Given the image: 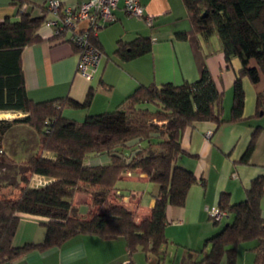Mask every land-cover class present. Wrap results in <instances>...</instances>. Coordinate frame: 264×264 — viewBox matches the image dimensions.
<instances>
[{
	"label": "trees",
	"instance_id": "obj_1",
	"mask_svg": "<svg viewBox=\"0 0 264 264\" xmlns=\"http://www.w3.org/2000/svg\"><path fill=\"white\" fill-rule=\"evenodd\" d=\"M182 1L194 32L205 40L213 36L218 39L225 66H231L233 60L239 62L229 121H240L245 104L243 79L255 84L264 74V0ZM13 3L19 7V19L5 18L0 22V112L20 113L22 117L0 119V143L11 127L26 125L37 135L42 152L52 158L33 156L20 163L19 180L23 187L15 198H0V264L32 251L59 248L79 235L123 239L129 259L141 251L146 258L154 256L157 264H163L167 207H183L190 187L198 182L191 171L176 165L183 154V133L198 122L224 123L223 94L205 67L194 82L141 85L113 111L87 115L81 123L69 119L63 115V109H87L92 93L82 103L68 97L41 102L28 97L21 54L25 47L42 41L38 33L49 13L46 6L40 16L33 17L23 9L25 2ZM153 27L154 21L149 28ZM67 34L66 30L58 32L50 41H64ZM90 42L101 50L96 36H91ZM151 44V38L143 37L118 42L114 54L121 61H130L149 53ZM261 105L259 98L257 109ZM258 131L252 134L242 163H247ZM102 155L109 157L108 165L85 163ZM135 170L158 187L149 217L136 222L133 214L121 205H112L88 219L80 216L73 205L77 193L90 194L91 205H100L107 202L120 175ZM30 176L43 177L47 182L34 187L30 185ZM262 197L264 175L251 181L245 199L239 203L231 204L229 195L221 193L218 210L227 212L231 222L205 241L210 246L208 252L190 264H220L223 259L226 264H236L238 245L253 240L257 241L255 263L264 264ZM20 214L47 219L43 242L13 246Z\"/></svg>",
	"mask_w": 264,
	"mask_h": 264
},
{
	"label": "crops",
	"instance_id": "obj_2",
	"mask_svg": "<svg viewBox=\"0 0 264 264\" xmlns=\"http://www.w3.org/2000/svg\"><path fill=\"white\" fill-rule=\"evenodd\" d=\"M23 9L33 17L40 16L49 0H21ZM60 4L76 8L89 0H58ZM145 13L152 16L154 27L149 28L143 18L126 13L124 0H119L115 19L98 30L102 60L92 80L81 77L76 71L77 52L68 34L64 41H50L54 27L44 22L39 29L42 41L25 47L21 54L24 84L28 97L36 102L68 97L82 103L92 93L87 109L65 107L63 115L81 123L87 115L110 112L141 85H180L196 81L206 67L217 89L223 94L221 125L214 122H198L187 127L181 140V154L176 162L180 168L191 171L198 182L187 193L183 207H167L165 236L167 244L163 264H190L199 261L210 246L205 241L218 233L231 216L214 222L211 212L218 208V196L226 192L231 204L245 199L251 181L264 175V74L252 84L247 78L242 85L245 96L243 116L230 122L233 83L239 62L233 60L226 67L220 43L216 37L205 40L193 30L182 0H139ZM50 16L48 15V18ZM5 18L19 19V7L13 0H0V22ZM47 18V19H48ZM82 26V24L80 25ZM181 35H185V38ZM151 38V51L130 61L119 60L114 52L118 42L128 43L135 38ZM251 65H255L253 62ZM261 99L260 110L257 109ZM11 112H0L10 120ZM17 114V113H16ZM20 114V113H18ZM9 115V116H8ZM22 115V114H20ZM258 131L253 151L247 161L241 158L247 150L252 134ZM18 135L22 144H10L12 134ZM133 144L135 142H132ZM141 144L145 145L143 142ZM132 145V144H130ZM0 198H15L23 183L19 180L20 163L43 153L35 132L26 125L11 127L0 143ZM107 155L89 158V166L108 165ZM30 185L39 187L47 181L43 177L30 176ZM120 184L131 185L136 190L120 189ZM158 187L139 170L120 175L111 189L107 202L91 205L90 194L79 192L73 198L78 213L100 214L112 205L129 210L136 222L149 217L154 206ZM79 204H84L81 209ZM264 218V197L260 200ZM81 216V215H80ZM82 217V216H81ZM46 218L20 214L13 237V246L41 243L45 238ZM257 241L238 245L236 264H256ZM200 252V253H198ZM157 264L154 256L146 258L141 251L130 259L123 239L103 240L93 235H79L59 248L45 252L32 251L8 264ZM220 264H226L223 259Z\"/></svg>",
	"mask_w": 264,
	"mask_h": 264
},
{
	"label": "built area",
	"instance_id": "obj_3",
	"mask_svg": "<svg viewBox=\"0 0 264 264\" xmlns=\"http://www.w3.org/2000/svg\"><path fill=\"white\" fill-rule=\"evenodd\" d=\"M118 1L89 0L76 8L62 5L58 0H49L47 3L50 17L45 21L46 25L55 28L54 34L67 31L70 43L77 49L76 71L85 79L92 80L95 77L102 60L101 50L90 42V37H95L99 29L114 21ZM124 8L127 14L143 18L147 27L153 26V17L145 13L139 0H124ZM210 215L214 221L228 217L227 212L218 208Z\"/></svg>",
	"mask_w": 264,
	"mask_h": 264
},
{
	"label": "rangeland",
	"instance_id": "obj_4",
	"mask_svg": "<svg viewBox=\"0 0 264 264\" xmlns=\"http://www.w3.org/2000/svg\"><path fill=\"white\" fill-rule=\"evenodd\" d=\"M9 116V115H8ZM17 117H22V115H20V114H16V113H14L13 115L11 114V117H9V118H17ZM0 118H3V116H0ZM16 133L14 132V134H12L11 135V137H10V139H9V141H10V144H22L21 142H19L18 141V135H15ZM155 141V140H154ZM144 144H146L145 142H144ZM119 185H120V187H122V188H120V189H126L127 191H130V190H136V188H134L133 186H131V185H122V184H120L119 183ZM80 206H81V209H83V208H85L84 206V204H79ZM83 218H85V217H87V215L86 214H82V213H79ZM86 219V218H85Z\"/></svg>",
	"mask_w": 264,
	"mask_h": 264
}]
</instances>
